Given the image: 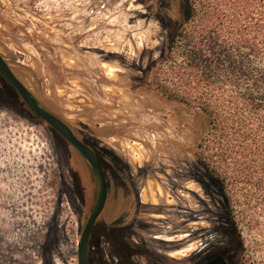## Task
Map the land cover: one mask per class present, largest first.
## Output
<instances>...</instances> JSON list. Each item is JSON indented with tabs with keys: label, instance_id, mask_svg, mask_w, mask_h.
I'll use <instances>...</instances> for the list:
<instances>
[{
	"label": "rangeland",
	"instance_id": "obj_1",
	"mask_svg": "<svg viewBox=\"0 0 264 264\" xmlns=\"http://www.w3.org/2000/svg\"><path fill=\"white\" fill-rule=\"evenodd\" d=\"M173 6L0 0V53L101 159L108 198L90 238V264H199L197 235L215 225L229 237L233 229L194 155L188 122L196 111L157 90ZM163 71L161 81L169 78ZM95 198L89 163L45 122L25 116L0 78V264H78ZM239 228L236 264H264V238L258 242L241 220Z\"/></svg>",
	"mask_w": 264,
	"mask_h": 264
},
{
	"label": "trees",
	"instance_id": "obj_2",
	"mask_svg": "<svg viewBox=\"0 0 264 264\" xmlns=\"http://www.w3.org/2000/svg\"><path fill=\"white\" fill-rule=\"evenodd\" d=\"M171 3L177 21L155 64L160 67L157 90L167 100L196 111L197 119L188 122L197 142L194 155L219 188L222 217L229 219L242 244L240 220L260 242L264 238V0ZM160 71L169 78L161 81ZM17 95L25 116L37 118Z\"/></svg>",
	"mask_w": 264,
	"mask_h": 264
},
{
	"label": "water",
	"instance_id": "obj_3",
	"mask_svg": "<svg viewBox=\"0 0 264 264\" xmlns=\"http://www.w3.org/2000/svg\"><path fill=\"white\" fill-rule=\"evenodd\" d=\"M0 76L8 85L12 86L18 92L32 113L64 137L65 140L85 158L91 167L96 184V198L89 218L82 231L78 246V264H90V238L95 224L106 206L108 198V185L102 163L95 151L82 142L62 119L50 112L36 95L17 77L12 67L1 53ZM211 264H225V262L222 258H218Z\"/></svg>",
	"mask_w": 264,
	"mask_h": 264
},
{
	"label": "flooded vegetation",
	"instance_id": "obj_4",
	"mask_svg": "<svg viewBox=\"0 0 264 264\" xmlns=\"http://www.w3.org/2000/svg\"><path fill=\"white\" fill-rule=\"evenodd\" d=\"M1 77V76H0ZM3 80V79H2ZM4 81V80H3ZM5 82V81H4ZM6 83V82H5ZM7 84V83H6ZM8 85V84H7ZM10 86V85H9ZM16 94L18 93L12 86H10ZM20 96V95H19ZM37 117V116H36ZM58 117V116H57ZM38 118V117H37ZM60 118V117H59ZM40 119V118H38ZM61 119V118H60ZM41 120V119H40ZM43 121V120H41ZM44 122V121H43ZM67 124V123H66ZM74 134L85 144L90 146L95 153L98 155L97 150L93 148L87 139L77 133V131L74 129L73 126L67 124ZM53 129V128H52ZM54 130V129H53ZM55 131V130H54ZM56 132V131H55ZM60 137H62L58 132H56ZM64 140L65 138L62 137ZM66 141V140H65ZM66 143H68L66 141ZM69 144V143H68ZM70 145V144H69ZM71 146V145H70ZM73 147V146H71ZM74 148V147H73ZM75 149V148H74ZM76 150V149H75ZM77 151V150H76ZM78 152V151H77ZM79 153V152H78ZM80 154V153H79ZM99 157V155H98ZM100 159V157H99ZM101 161V159H100ZM102 163V162H101ZM103 166V165H102ZM124 189L127 188V186H123ZM133 192H134V198H137L138 201L139 199V192L137 189V186L133 185ZM197 218H201L200 215ZM187 220L186 224L184 223L183 226L189 225L188 221H190V216L187 215ZM220 220V218H218ZM220 222V221H219ZM219 224V223H218ZM213 225V224H212ZM231 233L229 237H227L228 234H224V237H220L218 235L219 232V227L218 226H213L211 229L204 230L202 235H197L200 244L197 248V254L199 255V264H211L213 261H215L218 258H222L225 264H236L237 263V251H236V230L231 228ZM187 235H191L192 237L189 238V240L196 238V235L194 232L188 233ZM188 240V241H189ZM187 242H183V244H186ZM89 259H90V250H89ZM90 262V260H89Z\"/></svg>",
	"mask_w": 264,
	"mask_h": 264
}]
</instances>
